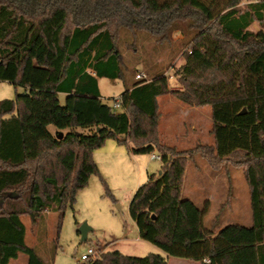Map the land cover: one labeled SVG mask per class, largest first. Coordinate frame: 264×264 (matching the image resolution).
Returning a JSON list of instances; mask_svg holds the SVG:
<instances>
[{
    "label": "trees",
    "instance_id": "16d2710c",
    "mask_svg": "<svg viewBox=\"0 0 264 264\" xmlns=\"http://www.w3.org/2000/svg\"><path fill=\"white\" fill-rule=\"evenodd\" d=\"M239 4L0 0V81L25 89L0 101V264L20 253L28 256L26 264H48L28 244L23 216L34 229L56 212V245L67 207L75 209L99 172L94 151L113 138L162 157L161 172L150 174L130 202L142 240L202 264H264V0ZM255 22L262 26L254 31ZM126 28L162 41L175 30L188 38L175 84L161 72L134 79L119 43ZM99 77L124 81L120 110L104 102ZM164 94L187 106L211 105L215 143L177 149L161 140L158 98ZM49 124L69 131L55 135ZM197 154L213 168L228 162L244 169L251 226L221 225L218 215L207 226V209L183 196L187 164ZM97 254L79 264H168L155 252Z\"/></svg>",
    "mask_w": 264,
    "mask_h": 264
},
{
    "label": "rangeland",
    "instance_id": "374dc122",
    "mask_svg": "<svg viewBox=\"0 0 264 264\" xmlns=\"http://www.w3.org/2000/svg\"><path fill=\"white\" fill-rule=\"evenodd\" d=\"M249 1L253 0H240L239 5L245 6ZM189 22L185 19L182 24L187 27ZM261 26V23L255 22L251 29L255 31ZM187 40L178 30L168 40L162 41L147 31L134 33L126 28L121 31L119 43L124 62L130 73L135 75L134 79H138L136 74L140 72L146 73L150 78L152 74L161 72L169 75L171 83L175 84L174 73L185 61L183 52L188 47ZM99 87L104 102L112 106L125 86L122 79L99 77ZM24 91L22 85L0 81V101L14 99L16 94ZM169 97L176 102L170 104ZM65 98V93L60 94L62 104ZM180 106L187 109L181 110ZM158 107V132L160 139L167 144L177 149H189L198 143H215V137L211 133V105L187 106L171 95L164 94L158 100ZM48 126L55 135L69 131V128L59 130L53 124ZM79 130L88 132L84 128ZM106 141L101 146L103 152L96 153L95 156L93 154L99 172L90 178L83 198H77L75 209L67 207L57 244L52 239L57 218L53 211L40 219L34 229L30 218L23 216L27 225L28 244L48 264L82 263L80 259L90 247L97 250L121 249L131 256L161 253L167 256L168 264H202L199 261L168 256L150 241L138 240V228L129 213L131 198L140 185L137 189L134 186L138 180L141 185L146 183L149 174L161 172V160L152 159L151 154L154 152L137 153L131 144L119 143L114 138ZM186 170L183 196L207 209L204 217L207 226L211 225L217 215L221 225H252L250 189L244 169L228 162L213 168L206 159L197 154L189 160ZM84 222L91 229L88 239L83 241L78 230ZM27 260L28 256L20 253L19 258L11 260L9 264H26Z\"/></svg>",
    "mask_w": 264,
    "mask_h": 264
},
{
    "label": "built area",
    "instance_id": "2783aa9c",
    "mask_svg": "<svg viewBox=\"0 0 264 264\" xmlns=\"http://www.w3.org/2000/svg\"><path fill=\"white\" fill-rule=\"evenodd\" d=\"M136 75H137L138 79H144V78L148 79V75H146L145 73L140 72V73H137ZM121 104H122V100L119 97L115 100V103L113 106L115 108H119L121 106ZM151 155H152L153 160H161V158H162L161 155L156 154V153H152ZM97 255H98L97 254V248L90 247L88 249V252L84 253V255H82L80 261H83V262L89 261L90 259L95 258Z\"/></svg>",
    "mask_w": 264,
    "mask_h": 264
},
{
    "label": "crops",
    "instance_id": "0c3cea01",
    "mask_svg": "<svg viewBox=\"0 0 264 264\" xmlns=\"http://www.w3.org/2000/svg\"><path fill=\"white\" fill-rule=\"evenodd\" d=\"M124 90H125V88H124ZM123 90V91H124ZM123 91H122V93H123ZM121 93V94H122ZM160 98V97H159ZM159 98H158V100H159ZM174 99H172L171 97H169V99H168V102L171 104L172 102H176V101H173ZM195 108H198V107H195ZM180 109L181 110H184V109H187V108H185V107H181L180 106ZM195 110H198V109H195ZM210 117H211V113H210ZM102 147H99V148H97V150H95L94 151V156H95V154L96 153H102L103 152V149H101ZM154 153H156V154H158L157 152H154ZM150 175V174H149ZM149 175H148V178H149ZM88 185L89 184H87L83 189H82V191L79 193V195H78V197H80V198H83V196L85 195V193H86V188L88 187ZM139 185H141V182L138 180L136 183H135V186H134V188L135 189H137V187L139 186ZM136 224V223H135ZM88 236V235H87ZM138 238H140V236H139V231H138ZM138 240H142L141 238L140 239H138ZM120 251H121V249H119ZM123 252V251H122ZM123 253H125V252H123ZM125 254H127L128 255V253L126 252ZM130 254V253H129ZM166 254V253H165ZM168 255V254H167ZM164 256H166V255H164ZM169 256V255H168Z\"/></svg>",
    "mask_w": 264,
    "mask_h": 264
},
{
    "label": "water",
    "instance_id": "95a60500",
    "mask_svg": "<svg viewBox=\"0 0 264 264\" xmlns=\"http://www.w3.org/2000/svg\"><path fill=\"white\" fill-rule=\"evenodd\" d=\"M90 229L91 227L88 226L87 222H84V224L81 225V227L79 228L78 232L80 233L83 241L88 239L87 235Z\"/></svg>",
    "mask_w": 264,
    "mask_h": 264
}]
</instances>
